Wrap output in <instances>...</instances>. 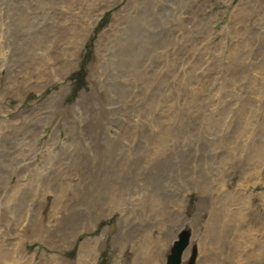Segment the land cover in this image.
<instances>
[{
    "label": "rangeland",
    "instance_id": "obj_1",
    "mask_svg": "<svg viewBox=\"0 0 264 264\" xmlns=\"http://www.w3.org/2000/svg\"><path fill=\"white\" fill-rule=\"evenodd\" d=\"M4 20L0 264H165L187 227L196 264H264V0H0Z\"/></svg>",
    "mask_w": 264,
    "mask_h": 264
},
{
    "label": "bare ground",
    "instance_id": "obj_2",
    "mask_svg": "<svg viewBox=\"0 0 264 264\" xmlns=\"http://www.w3.org/2000/svg\"><path fill=\"white\" fill-rule=\"evenodd\" d=\"M30 1H31V0H30ZM70 1H71V0H70ZM87 1H89V0H87ZM46 3H47V2H46ZM57 3H58V2H57ZM78 4H79V3H78ZM78 4H77V5H78ZM86 4H87V3H86ZM81 5H82V4H81ZM89 6H90V5H89ZM73 8H74V7H73ZM80 8H81V7H80ZM83 8H84V7H83ZM26 9H29V8H26ZM78 9H79V8H78ZM81 9H82V8H81ZM77 11H78V10H77ZM86 13H87V12H86ZM31 17H32V16H31ZM32 18H33V17H32ZM32 18H31V19H32ZM90 20H91V19H90ZM1 22H2L1 27H3V22H4V21H1ZM94 22H96V21H95V18H92V21L89 22V25L87 24L88 27H89V29H87V32H86L84 38H82L83 36L80 37L81 39H83L82 42L80 41V42H81V45H83V48L85 47V43H86L85 40H87V39L89 38V37L87 38V36H88L89 31H90V29H91V24H93ZM93 25H94V24H93ZM25 26H26V25H25ZM86 27H87V26H86ZM1 32H2V30H1ZM1 32H0V33H1ZM22 32H23V33H22L21 35H22L23 37H25L26 32H27V29H25V31H24V27H22ZM67 32H68V31H67ZM29 35H30V34H29ZM0 38H1V37H0ZM33 38H34V37H33ZM78 41H79V40H78ZM34 44H35V43H34ZM43 44H44V42H43ZM81 45H80V46H81ZM78 46H79V45H78ZM2 48H3V47H2ZM2 48H1V49H2ZM83 48H81V49H83ZM78 49H79V48H78ZM78 51L80 52V50H78ZM81 52H82V51H81ZM75 57H76V56H75ZM69 60H70V59H69ZM33 61H34V60H33ZM71 64H72V63H71ZM74 65H75V64H74ZM74 65H73V66H74ZM69 69H70V68H69ZM69 71H70V70H69ZM53 147H54V146H53ZM258 152L260 153V160L264 159V145H262V146L259 148V151H258ZM256 156H257V154L255 153V157H256ZM37 209H38V208H37ZM57 211H58V210H57ZM53 226H54V225H53ZM0 229H1V228H0ZM91 246H93V245H91ZM10 250H11L12 253L14 252V249L10 248ZM94 250H96V249H94ZM90 251H91V250H90ZM86 255H87V254H86ZM22 256H24V254H23ZM12 257H13V256H12ZM8 258H9V257H8ZM10 258H11V257H10ZM75 258H76V257H75ZM166 258H167V257H166ZM5 259H6V258H5ZM7 260H8V259H7ZM9 260H10V262H11L12 264H16V263H14L13 261H11V259H9ZM94 260H95V258H94ZM94 260H93V263H92V264H95L96 261H94ZM2 261H3V260H2ZM5 261H6V260H5ZM156 261H157V260H156ZM156 261H155V262H156ZM11 263H10V264H11ZM150 263H152V262H150ZM7 264H8V262H7ZM18 264H19V263H18ZM156 264H159V262H157Z\"/></svg>",
    "mask_w": 264,
    "mask_h": 264
},
{
    "label": "water",
    "instance_id": "obj_3",
    "mask_svg": "<svg viewBox=\"0 0 264 264\" xmlns=\"http://www.w3.org/2000/svg\"><path fill=\"white\" fill-rule=\"evenodd\" d=\"M187 242H188V234L184 233L182 235L181 241H179L174 247L173 254L169 256L168 264H180L181 263L182 250L187 245ZM194 258H195V255L192 257L189 264H193Z\"/></svg>",
    "mask_w": 264,
    "mask_h": 264
}]
</instances>
